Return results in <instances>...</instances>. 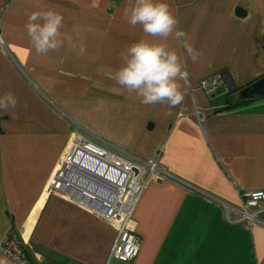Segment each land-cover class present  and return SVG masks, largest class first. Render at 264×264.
<instances>
[{
  "label": "crops",
  "instance_id": "crops-1",
  "mask_svg": "<svg viewBox=\"0 0 264 264\" xmlns=\"http://www.w3.org/2000/svg\"><path fill=\"white\" fill-rule=\"evenodd\" d=\"M165 2L195 62L174 35L161 40L129 24V0H0V96L18 100L0 111V246L14 231L32 264H264V201L249 209L255 223L239 212L243 191L264 190V95L240 96L264 77V0ZM49 10L63 17L65 43L38 54L25 25ZM77 36L83 56L67 44ZM141 39L186 62L181 104L146 105L114 79L121 54ZM218 75L216 92L201 87ZM76 136L140 160L158 155L169 174L149 181L134 206L132 261L110 257V223L49 187ZM0 260L13 264L1 250Z\"/></svg>",
  "mask_w": 264,
  "mask_h": 264
},
{
  "label": "clouds",
  "instance_id": "clouds-1",
  "mask_svg": "<svg viewBox=\"0 0 264 264\" xmlns=\"http://www.w3.org/2000/svg\"><path fill=\"white\" fill-rule=\"evenodd\" d=\"M124 17L132 26L140 25L147 36L167 40L173 36L181 42L188 57L195 62L198 52L187 39V33L178 28V18L165 0H129L124 10ZM63 17L52 10L33 12L25 25L30 42L38 54H46L61 48V27ZM70 49H79L85 54L83 40L68 37ZM123 66L114 76L116 82L129 92H135L142 98V103L167 104L175 107L185 97L180 81L187 82L189 73L186 62H182L177 51L169 49L167 44L141 39L129 45L121 54ZM18 100L12 92L0 96V111L14 110ZM0 264H6L0 260Z\"/></svg>",
  "mask_w": 264,
  "mask_h": 264
},
{
  "label": "built area",
  "instance_id": "built-area-1",
  "mask_svg": "<svg viewBox=\"0 0 264 264\" xmlns=\"http://www.w3.org/2000/svg\"><path fill=\"white\" fill-rule=\"evenodd\" d=\"M220 83L221 77L218 75L211 81H202L200 85L207 92L214 93ZM194 115L200 118V112L194 111ZM76 152L90 154L101 164L100 172L108 177L104 181L102 191H96L92 201H83L81 196L68 193L63 188L67 183H64L61 176L64 173L70 174L69 167L73 163H75L73 166H77ZM63 163L65 166L60 169ZM168 176L167 171L159 164L158 155L149 160H140L110 145L98 143L85 136H76L52 176L50 185L110 223L116 230L110 257L127 262L138 255L140 247V237L135 232L132 212L141 191L149 181L163 180ZM241 197L243 205L239 210L241 218L247 219L251 224L255 223L257 221L255 213H251L249 209L264 201V190L243 191ZM0 250L13 264H32L19 235L14 231L4 237Z\"/></svg>",
  "mask_w": 264,
  "mask_h": 264
},
{
  "label": "bare ground",
  "instance_id": "bare-ground-1",
  "mask_svg": "<svg viewBox=\"0 0 264 264\" xmlns=\"http://www.w3.org/2000/svg\"><path fill=\"white\" fill-rule=\"evenodd\" d=\"M76 158L75 162L77 166H73L75 163L72 162L73 164L69 167L71 175L64 173L61 177L64 179V183H68L67 187L71 191H74V195L80 193L83 201H92L95 192L102 191L104 181L108 177L106 174L100 172L102 169L101 165L94 167L89 163L88 159L92 158L90 154H78ZM73 175L76 177L74 178Z\"/></svg>",
  "mask_w": 264,
  "mask_h": 264
},
{
  "label": "water",
  "instance_id": "water-1",
  "mask_svg": "<svg viewBox=\"0 0 264 264\" xmlns=\"http://www.w3.org/2000/svg\"><path fill=\"white\" fill-rule=\"evenodd\" d=\"M262 95H264V77L259 78L258 80L254 81L253 83H251L250 85H248L247 87H245L244 89L240 91V96L244 99H253L257 96H262ZM76 154L78 157V154H84V152H76ZM88 161L94 167H96V165H99V166L101 165L98 163L97 160L93 158L88 159ZM67 186H68V183L63 187L65 191L74 195V191H71L69 187ZM75 195L81 196L80 193L75 194Z\"/></svg>",
  "mask_w": 264,
  "mask_h": 264
},
{
  "label": "trees",
  "instance_id": "trees-1",
  "mask_svg": "<svg viewBox=\"0 0 264 264\" xmlns=\"http://www.w3.org/2000/svg\"><path fill=\"white\" fill-rule=\"evenodd\" d=\"M236 90V88H233L231 91H235ZM215 102V101H214ZM244 102H246V100H241V101H238V102H236V103H232V102H230V101H227L226 103H225V107H232V106H235V105H237V104H239V103H244Z\"/></svg>",
  "mask_w": 264,
  "mask_h": 264
},
{
  "label": "rangeland",
  "instance_id": "rangeland-1",
  "mask_svg": "<svg viewBox=\"0 0 264 264\" xmlns=\"http://www.w3.org/2000/svg\"><path fill=\"white\" fill-rule=\"evenodd\" d=\"M65 166V164L63 163V165L61 166V168L60 169H62L63 167ZM72 182H73V180H72ZM50 188H53L51 185L49 186ZM62 192V191H61ZM62 193H64V192H62ZM65 194V193H64Z\"/></svg>",
  "mask_w": 264,
  "mask_h": 264
}]
</instances>
